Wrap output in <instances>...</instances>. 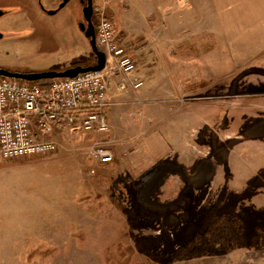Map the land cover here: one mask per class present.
Returning a JSON list of instances; mask_svg holds the SVG:
<instances>
[{"label":"rangeland","instance_id":"374dc122","mask_svg":"<svg viewBox=\"0 0 264 264\" xmlns=\"http://www.w3.org/2000/svg\"><path fill=\"white\" fill-rule=\"evenodd\" d=\"M77 1L48 15L41 7L55 10L58 0H0L8 12L0 17V69L37 74L97 63ZM105 16L135 60L132 75L150 91L148 105L114 95L108 132L54 134L58 151L39 156L46 158L41 164L0 163V264H189L214 255L232 263L237 256L227 254L264 249V108L238 96L253 92L251 84H237L249 72L263 78L264 64L236 74L227 47L213 44L206 29L210 48L202 39L196 46L210 61V79L202 81L210 90L175 96L176 111L159 108L169 99L143 67L152 69L155 45H167L170 27L179 39L184 27L208 21L207 0H113ZM198 27L195 36H205ZM183 45L175 50L188 49ZM222 59L229 79L217 77L214 63ZM254 92L264 101V87ZM110 110L117 111L112 122ZM197 112L207 118L197 123L185 115ZM95 143L112 151V164L88 156ZM174 172L181 189L173 201H160L158 184Z\"/></svg>","mask_w":264,"mask_h":264},{"label":"built area","instance_id":"2783aa9c","mask_svg":"<svg viewBox=\"0 0 264 264\" xmlns=\"http://www.w3.org/2000/svg\"><path fill=\"white\" fill-rule=\"evenodd\" d=\"M112 1L93 0L96 45L106 55L102 70L52 80L45 91L35 82L0 78L1 159L14 161L55 154L58 141L54 134L108 132L111 127L107 109L114 104L113 77H119L117 95L130 87H142L141 81L130 82L135 60L119 43L114 22L105 16ZM87 154L103 166L114 162L112 151L103 143L90 146Z\"/></svg>","mask_w":264,"mask_h":264},{"label":"crops","instance_id":"0c3cea01","mask_svg":"<svg viewBox=\"0 0 264 264\" xmlns=\"http://www.w3.org/2000/svg\"><path fill=\"white\" fill-rule=\"evenodd\" d=\"M237 9L240 11L237 12ZM207 14L209 23L208 21H201V23L196 22L191 24L190 26L184 27L183 32L185 33L184 35H181L179 39L176 34L178 32L177 27H170L173 31L169 32V40L167 45L164 46V42H161L160 39H158V45H155L160 49L158 50V52H156V54H154L152 69L147 70L145 69V67H143V70H145L147 73L145 74L147 76L146 79H151L150 76H152L154 83L155 81H157L155 89H157V93L159 94V96L168 97L169 99L164 105H159V108H161L160 106H168L170 109L174 107L173 109H175L176 111L178 108L175 107L177 105L175 104V102L178 99L174 98L175 96H184L188 93L206 95V93L210 90V85L203 84L202 82L204 79H210V77L207 75L210 69V61L209 59H207V57L199 58L200 56H202V54H200L202 50H200L196 46V42L202 39L204 49L210 48L206 47V38H208L209 36L208 32H205L206 29L208 31L211 30L212 34L214 33V36H210L212 38L211 40H213V44H221L222 47H227L228 59L230 63L229 65H232V67H234V69L238 71V73L236 74H241L243 72H246L247 69L254 68L255 64H264V0H207ZM198 26L205 27V29L203 30L205 36H195L196 30H200ZM160 36L162 37V39L164 38L163 34ZM182 43L185 44L182 47L188 49H185V51L183 50L181 52H177L175 49L179 48L180 44ZM167 46L170 51L163 50V53H161V48ZM157 47L156 49H158ZM218 49L219 46H217L216 50ZM139 55L138 60L136 58L137 61H140ZM155 55L157 56L155 57ZM157 58L159 60L163 59L164 64L162 67L160 64L156 65ZM223 60L224 59H222V61H216L214 63L215 70L217 71V69L220 67L219 71H221L219 73L217 72L218 74H216L217 77L224 76L225 78L229 79L231 77V74L225 75L223 67L221 66ZM138 68H140V66ZM135 70H137V66ZM132 73L129 75L130 82L133 83L135 81H141L143 82V85L138 89H128L124 92L125 94L123 93V95H121L120 97L133 98L134 96L132 95H136V98H138L139 101H142L141 103L144 106L148 105L147 102H149V97L151 96L150 91H143L142 88L145 86V81L138 75L133 76ZM256 74L259 73L249 72L242 78H240L237 84L243 86L242 84H246V82H248L247 84H251L250 86H252L251 88L253 92H249V94H247V92H243L246 94H240L238 96L249 97V99L256 98L255 100L258 103V105L256 103V107L262 106L264 108V101H260L259 98L262 96L254 94V91L256 89L261 90L262 87H264V77H258ZM118 82L119 77H113L111 89L114 95H117V93L115 92ZM236 95L237 94H235V96ZM160 99L161 97L157 98V102L160 101ZM110 112L111 113L109 114L111 115L110 117L112 122V119L115 117L117 111L110 110ZM197 113V116L195 114L194 116H192V114L189 113L185 115L189 116V119L194 120L197 123H199L201 119L207 118V115H205L207 114V111H205L204 115H199V112ZM186 122L187 120L183 118L181 123L183 126H187ZM26 159L28 160L24 161L23 159L8 161V163L15 166L32 167L37 164H41L46 158L31 157ZM5 162L6 161L1 160L0 158L1 164ZM28 183H30V180L28 181ZM238 254V252L227 254L228 256L238 257H235L234 259L236 261L232 263L215 261L214 259L217 260L219 256L214 255L211 257H206V259L201 258L202 260L194 259V261H191V263L189 264H264V249H256L242 255ZM245 254L247 255V259H244Z\"/></svg>","mask_w":264,"mask_h":264},{"label":"water","instance_id":"95a60500","mask_svg":"<svg viewBox=\"0 0 264 264\" xmlns=\"http://www.w3.org/2000/svg\"><path fill=\"white\" fill-rule=\"evenodd\" d=\"M40 2V0H38ZM70 0H62V3L55 10L48 11V15H55L66 6ZM87 3L86 8L83 10V16L87 23V27L84 23H80V30L85 34L86 38L89 40V45L94 56L97 58V63L91 67H82L81 65L75 66L65 72H46V73H37V74H21V73H12L0 69V77L23 80L28 82H39L42 80H54V79H63V78H73L80 73L88 71H98L102 70L106 64V55L100 51L96 45V28L92 22V10H93V0H84ZM43 10L44 7H41ZM5 13L0 11V17ZM2 38V35H0Z\"/></svg>","mask_w":264,"mask_h":264},{"label":"flooded vegetation","instance_id":"af4514ba","mask_svg":"<svg viewBox=\"0 0 264 264\" xmlns=\"http://www.w3.org/2000/svg\"><path fill=\"white\" fill-rule=\"evenodd\" d=\"M59 1V3H58V7H59V5L62 3V0H58ZM71 1V0H70ZM69 1V2H70ZM68 2V3H69ZM77 2H79V5H80V7L82 8V15H83V10H84V8H86V6H87V3H86V1H84V0H78ZM67 3V4H68ZM66 4V5H67ZM57 7V8H58ZM56 8V9H57ZM44 12V14H48L47 13V10H43ZM60 11V10H59ZM5 14L4 15H6V14H8V12H6V11H3ZM3 15V16H4ZM2 17V16H1ZM92 22H93V24H94V26L96 27V24H95V21H94V19H93V15H92ZM80 23H84L85 25H86V27H87V23H86V21H85V19H84V16H83V21H79V25H80ZM85 35V34H84ZM93 58V62H94V60L96 59V57L95 56H93L92 57ZM95 58V59H94ZM82 66V65H81ZM82 67H84V66H82ZM85 68V67H84ZM9 72V71H8ZM12 73H19V72H12ZM176 173L174 172V173H172V174H168L162 181H161V183H159L158 185V190L155 192V195H156V197L160 200V201H163V202H165V201H168V202H171V201H173V199H175V196H176V194H177V192H179L180 191V189H181V186H182V183H181V177L179 176V175H175Z\"/></svg>","mask_w":264,"mask_h":264},{"label":"trees","instance_id":"16d2710c","mask_svg":"<svg viewBox=\"0 0 264 264\" xmlns=\"http://www.w3.org/2000/svg\"><path fill=\"white\" fill-rule=\"evenodd\" d=\"M95 64H93L91 66H94ZM91 66H89V67H91ZM0 78H2V77H0ZM50 81H52V80H42V81H39V82H36V83H38L40 85V87L42 88V90L45 91V90H47L48 84H49Z\"/></svg>","mask_w":264,"mask_h":264}]
</instances>
